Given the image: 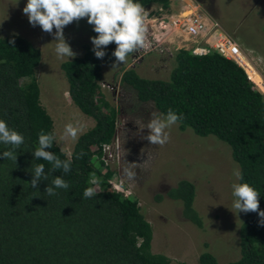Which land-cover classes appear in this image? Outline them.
I'll return each mask as SVG.
<instances>
[{"label": "trees", "instance_id": "16d2710c", "mask_svg": "<svg viewBox=\"0 0 264 264\" xmlns=\"http://www.w3.org/2000/svg\"><path fill=\"white\" fill-rule=\"evenodd\" d=\"M135 2L145 10L170 5V0ZM91 34L96 36L93 30ZM92 47L91 42L83 44L80 55L60 65L69 98L94 122L76 140L71 170L65 173L53 171L49 162L32 154L40 132L54 135L52 118L40 103L35 75L41 53L20 35L0 37V119L24 137L16 149V163L0 157V264H184L152 252V228L137 200L113 191L108 184L112 173L101 172L105 168L102 148L115 137L117 110L100 92V82L102 66L115 61L116 45L104 49L103 59L95 57ZM172 59L167 79L143 78L129 68L121 73L120 84L159 113L172 109L182 116L177 123L180 130L213 136L227 145L242 173L239 182L259 192V209L264 211L263 94L244 69L215 51L196 55L178 49ZM10 149L0 143V155ZM46 150L61 160L69 159L55 140ZM40 163L47 180L39 181L34 189L28 182L33 166ZM93 175L101 190L84 198L83 191L93 187ZM56 176L69 188H56V195L49 196L45 188ZM167 197L179 202L186 221L201 226L193 208L195 185L191 181H178ZM258 219L255 212L245 214L239 227V257L226 264H264V226H258ZM198 263L219 264L209 252L201 253Z\"/></svg>", "mask_w": 264, "mask_h": 264}, {"label": "rangeland", "instance_id": "374dc122", "mask_svg": "<svg viewBox=\"0 0 264 264\" xmlns=\"http://www.w3.org/2000/svg\"><path fill=\"white\" fill-rule=\"evenodd\" d=\"M201 1L206 8L198 0H170L168 9L149 7L146 19H155L150 21L146 32L151 47L137 51L113 68L114 62L102 66L100 92L117 110V119L115 137L103 155L105 168L101 172L110 171L113 175L108 182L110 187V182H121L125 194L137 200L152 228L153 253L165 255L172 263L199 264L200 254L209 252L219 264H226L239 257V227L246 214H235L232 208L233 170L239 167L228 146L213 136L199 137L190 129L182 131L178 124L166 130L169 140L165 145L149 144L142 139L148 130L140 127L148 123L152 112H159L151 103H140L131 88L120 84L121 73L129 68L143 78L167 79L176 50L192 51L205 45V39L188 37L181 25L171 23L191 11L209 28L214 27L237 43L245 56L246 72L264 96V0ZM26 2L0 0V37L17 34L39 49L41 61L35 75L40 103L52 118L56 144L69 157L67 153L72 152L76 141L60 139L64 126L78 121L82 126L80 136L94 122L69 98L60 68L69 59L56 57L53 35L29 24L22 12ZM167 23L163 31L161 27ZM91 32L86 18L63 29L66 42L78 55L82 45L91 42ZM153 35L159 36L157 45L151 39ZM126 168L135 172L133 179L126 175ZM180 180L195 185L193 208L201 219L200 227L186 221L179 202L167 197ZM93 187L97 192L101 190L99 184Z\"/></svg>", "mask_w": 264, "mask_h": 264}, {"label": "clouds", "instance_id": "9594fccd", "mask_svg": "<svg viewBox=\"0 0 264 264\" xmlns=\"http://www.w3.org/2000/svg\"><path fill=\"white\" fill-rule=\"evenodd\" d=\"M22 12L27 16L31 26H39L43 32L54 36V51L58 59L68 58L70 60L78 55L66 42L63 29L73 22H79L82 18L87 19V23L96 33V36L90 37V40L93 45L92 51L97 59L104 58L106 55L104 49L109 44L116 45L112 53L115 57L112 68L125 63L129 54L150 47L144 24L148 13L135 0H27ZM9 43H14V41H9ZM182 119L183 117L177 115L172 109H169L166 114L152 112L148 123L140 127V130L145 128L148 130V134L142 136V139L147 140L151 145L163 146L169 140V133L166 130ZM81 131L82 126L78 121L69 122L64 126L60 139L76 141ZM55 139L53 134L40 132L38 147L32 153L33 157L49 162L53 171L62 169L67 173L71 170V153H67L69 159L61 160L53 152L46 150L52 148ZM0 143L11 146V149L4 151L0 157L16 163V149L24 143V137L9 128L2 119H0ZM125 173L130 179L135 177V172L130 168H126ZM31 174L32 179L28 183L34 189L37 188L39 181L47 180L43 163L34 165ZM233 176L235 182L231 184V195L235 214L255 212L259 217L258 226H264V211L259 209V192L248 183L239 182L242 180V173L238 168L233 170ZM90 183L97 185L99 181L93 175ZM56 188L68 189L69 184L60 176H56L51 186L45 188V193L49 196L56 195ZM96 195L95 187H87L83 191L84 198H92Z\"/></svg>", "mask_w": 264, "mask_h": 264}, {"label": "built area", "instance_id": "2783aa9c", "mask_svg": "<svg viewBox=\"0 0 264 264\" xmlns=\"http://www.w3.org/2000/svg\"><path fill=\"white\" fill-rule=\"evenodd\" d=\"M155 19L147 20L145 18L144 24L147 29L148 24H151L150 21ZM172 25L178 26L181 25L184 32L188 37L191 38H203L205 39V45L203 47H195L192 50L193 54L196 55H204L208 53L210 50L217 52L222 57L230 60L240 66L246 72L244 68L245 63V56L243 55L240 47L234 42L231 38L223 35L222 33H218L217 29L214 27H208L205 21L195 13L191 11H187L182 14L181 19L178 21H171ZM162 25V24H161ZM166 25L168 26L169 23L165 24V26L161 27L163 31H166ZM148 30V29H147ZM166 33V32H165ZM163 35V34H162ZM159 36L153 35L151 39L157 45L159 43ZM148 39V38H147ZM149 41V40H148ZM151 47V43H150ZM149 47V48H150ZM147 50V49H146ZM247 73V72H246ZM248 75V73H247ZM248 78L250 79L249 75ZM251 80V79H250ZM252 81V80H251ZM254 84V83H253ZM109 148V145L103 146V155L106 150ZM111 189L115 192L121 193L124 196H127L123 190V186L121 182L115 183L110 182Z\"/></svg>", "mask_w": 264, "mask_h": 264}, {"label": "flooded vegetation", "instance_id": "af4514ba", "mask_svg": "<svg viewBox=\"0 0 264 264\" xmlns=\"http://www.w3.org/2000/svg\"><path fill=\"white\" fill-rule=\"evenodd\" d=\"M199 2H200V4H202V6L204 7V8H206V6L203 4V2L201 1V0H198Z\"/></svg>", "mask_w": 264, "mask_h": 264}, {"label": "bare ground", "instance_id": "6f19581e", "mask_svg": "<svg viewBox=\"0 0 264 264\" xmlns=\"http://www.w3.org/2000/svg\"><path fill=\"white\" fill-rule=\"evenodd\" d=\"M257 79V78H256ZM258 80V79H257ZM258 82V81H257ZM255 83V82H254Z\"/></svg>", "mask_w": 264, "mask_h": 264}]
</instances>
